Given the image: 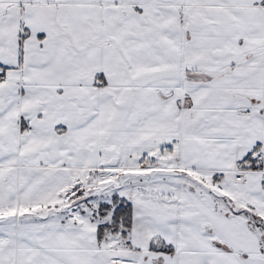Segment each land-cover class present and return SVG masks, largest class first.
Segmentation results:
<instances>
[{"label":"snow or ice","instance_id":"6c2138e0","mask_svg":"<svg viewBox=\"0 0 264 264\" xmlns=\"http://www.w3.org/2000/svg\"><path fill=\"white\" fill-rule=\"evenodd\" d=\"M0 264H264V0H0Z\"/></svg>","mask_w":264,"mask_h":264}]
</instances>
